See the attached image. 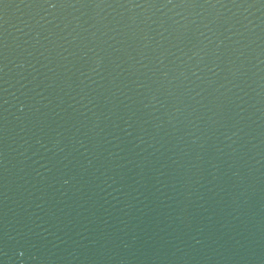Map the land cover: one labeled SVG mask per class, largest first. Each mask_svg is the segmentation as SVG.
Wrapping results in <instances>:
<instances>
[{
    "label": "water",
    "instance_id": "95a60500",
    "mask_svg": "<svg viewBox=\"0 0 264 264\" xmlns=\"http://www.w3.org/2000/svg\"><path fill=\"white\" fill-rule=\"evenodd\" d=\"M0 264H264V0H0Z\"/></svg>",
    "mask_w": 264,
    "mask_h": 264
}]
</instances>
